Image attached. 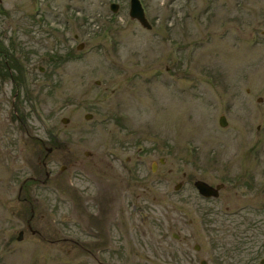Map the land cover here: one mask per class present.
<instances>
[{"label": "rangeland", "instance_id": "374dc122", "mask_svg": "<svg viewBox=\"0 0 264 264\" xmlns=\"http://www.w3.org/2000/svg\"><path fill=\"white\" fill-rule=\"evenodd\" d=\"M141 1L0 0V264H264V0Z\"/></svg>", "mask_w": 264, "mask_h": 264}, {"label": "water", "instance_id": "95a60500", "mask_svg": "<svg viewBox=\"0 0 264 264\" xmlns=\"http://www.w3.org/2000/svg\"><path fill=\"white\" fill-rule=\"evenodd\" d=\"M118 8H119V4H117V3L111 4V10L112 11L116 12L118 10ZM129 14H130L131 18L138 20L144 27L152 28V25L146 17L145 10H144L143 5H142L140 0H131L130 1ZM83 46H84V44L81 43L78 48L81 49ZM92 117H93L92 114H86V118H92ZM62 122L67 124L69 122V118L63 117ZM227 123L228 122H227L226 117L224 115H222L220 117V125L226 126ZM52 149H53L52 147H49V148H47V151L51 152ZM87 154H88V152H87ZM160 161L164 162V159L161 158ZM47 175L49 176V172L47 173ZM194 185L197 188V190L199 191V193L204 197H219L221 189H223L225 187L224 183H219L216 186H213V185L209 184L208 182L201 180V179H197L195 181ZM181 186H182V183H179L176 186V188L179 189ZM139 212L142 214V216L145 214L144 210H140ZM22 238H23V232L21 231L18 239L21 240ZM100 264H109V263L101 262ZM202 264H206V261L203 260Z\"/></svg>", "mask_w": 264, "mask_h": 264}, {"label": "flooded vegetation", "instance_id": "af4514ba", "mask_svg": "<svg viewBox=\"0 0 264 264\" xmlns=\"http://www.w3.org/2000/svg\"><path fill=\"white\" fill-rule=\"evenodd\" d=\"M4 53V52H3ZM3 55V54H2ZM7 54L6 53H4V56H6ZM46 157H48V155H46ZM129 172H130V176H133L134 177V169H130L129 170ZM51 173V172H50ZM26 181V180H25ZM23 181V183L21 184V190H20V193H19V196H21V192H23V189H25V191H26V196L25 197H23L22 199H21V201H23V202H26V203H28V204H30V206H31V214H32V216H31V219H33L34 218V206H33V204L31 203V201H32V198H31V194H30V192H31V190H28V187H27V182L28 181ZM37 182H36V180H35V183H33V184H36ZM38 183H40V184H42V183H48V182H38ZM116 193V192H115ZM117 193H118V191H117ZM117 197V196H116ZM133 207V210H135V209H137V206L136 205H133L132 206ZM27 227H28V229L33 233V234H35V233H38L37 232V230H35V229H33V227H32V225H31V220L29 219V220H27ZM22 232H23V237H24V231L23 230H21ZM77 244L78 245H81L80 244V242L78 243L77 242ZM95 260L97 261V262H100V259H99V257L96 255L95 256ZM263 263H264V261H263Z\"/></svg>", "mask_w": 264, "mask_h": 264}, {"label": "trees", "instance_id": "16d2710c", "mask_svg": "<svg viewBox=\"0 0 264 264\" xmlns=\"http://www.w3.org/2000/svg\"><path fill=\"white\" fill-rule=\"evenodd\" d=\"M13 49H14L15 51H14ZM11 51H12L11 54H9V52H8V57L10 56V58H11V59L9 60V64H8V66H9L10 68H13V64H14V63H17V61H16V49H15L14 47H12V48H11ZM67 54L69 55V53H67ZM0 56H2L1 51H0ZM8 57L5 58V56H4V60H5V59H8ZM1 65H2V66L0 67V71H1L0 73H2V75L4 76V75H6V74L9 73V72H8V70H7V72H6V71H2V68H4V69H8V68H7L6 63H5V64H1ZM52 141H53V140H52ZM56 143H57V142H54V141H53V144H56ZM57 145H58V143H57ZM28 182H29V181H28Z\"/></svg>", "mask_w": 264, "mask_h": 264}]
</instances>
